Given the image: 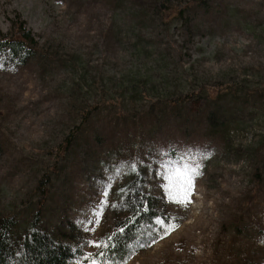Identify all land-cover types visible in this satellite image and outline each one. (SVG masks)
I'll use <instances>...</instances> for the list:
<instances>
[{
    "label": "rangeland",
    "instance_id": "1",
    "mask_svg": "<svg viewBox=\"0 0 264 264\" xmlns=\"http://www.w3.org/2000/svg\"><path fill=\"white\" fill-rule=\"evenodd\" d=\"M18 30L38 46L24 65L0 57L14 233L94 264L141 171L180 223L127 264H264V0H0V39ZM184 156L202 172L187 206L164 187Z\"/></svg>",
    "mask_w": 264,
    "mask_h": 264
},
{
    "label": "trees",
    "instance_id": "2",
    "mask_svg": "<svg viewBox=\"0 0 264 264\" xmlns=\"http://www.w3.org/2000/svg\"><path fill=\"white\" fill-rule=\"evenodd\" d=\"M190 8L192 6L184 9ZM176 12L181 14L183 11L178 9ZM37 46L31 33L18 30L0 39V57H9L11 62L24 65L37 53ZM207 117L215 118H211V113ZM65 146L67 150L69 145ZM144 183L142 172L136 171L123 187L106 244L90 257L94 264H127L180 223L158 197L144 190ZM158 218L165 222L163 226L157 223ZM16 225L13 216H0V264H74V251L69 246L34 226L18 235L14 233Z\"/></svg>",
    "mask_w": 264,
    "mask_h": 264
},
{
    "label": "snow or ice",
    "instance_id": "3",
    "mask_svg": "<svg viewBox=\"0 0 264 264\" xmlns=\"http://www.w3.org/2000/svg\"><path fill=\"white\" fill-rule=\"evenodd\" d=\"M3 65L0 64V67ZM193 157L184 156L179 161L163 163L165 169L164 179L168 183L164 186L168 191L170 202L187 206L191 202V193L194 190V179L202 175L200 165L192 162ZM157 223L164 225V221L158 218ZM123 231V230H121ZM167 234V232L165 233ZM155 243V241H153ZM114 247L115 245H111ZM146 245H141V247Z\"/></svg>",
    "mask_w": 264,
    "mask_h": 264
}]
</instances>
